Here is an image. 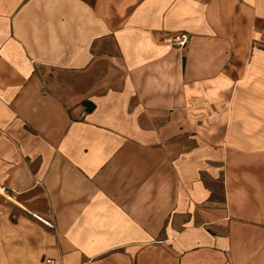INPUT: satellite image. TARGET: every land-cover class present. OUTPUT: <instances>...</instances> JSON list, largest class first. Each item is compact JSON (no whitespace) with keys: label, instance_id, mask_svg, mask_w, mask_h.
Instances as JSON below:
<instances>
[{"label":"crops","instance_id":"0c3cea01","mask_svg":"<svg viewBox=\"0 0 264 264\" xmlns=\"http://www.w3.org/2000/svg\"><path fill=\"white\" fill-rule=\"evenodd\" d=\"M263 31L264 0H0V264H264Z\"/></svg>","mask_w":264,"mask_h":264},{"label":"built area","instance_id":"2783aa9c","mask_svg":"<svg viewBox=\"0 0 264 264\" xmlns=\"http://www.w3.org/2000/svg\"><path fill=\"white\" fill-rule=\"evenodd\" d=\"M164 40L173 46L184 47L190 41V36L187 32H178V33L165 36ZM262 42L264 43V31L262 33ZM46 263L47 264H57L58 262L54 259L47 258Z\"/></svg>","mask_w":264,"mask_h":264}]
</instances>
